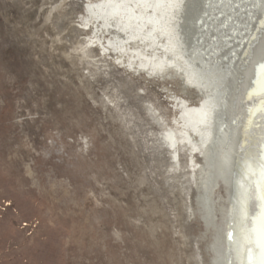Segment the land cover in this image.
Listing matches in <instances>:
<instances>
[{
    "label": "rangeland",
    "instance_id": "374dc122",
    "mask_svg": "<svg viewBox=\"0 0 264 264\" xmlns=\"http://www.w3.org/2000/svg\"><path fill=\"white\" fill-rule=\"evenodd\" d=\"M67 1L0 0V264H194L182 80L86 46L92 0Z\"/></svg>",
    "mask_w": 264,
    "mask_h": 264
},
{
    "label": "bare ground",
    "instance_id": "6f19581e",
    "mask_svg": "<svg viewBox=\"0 0 264 264\" xmlns=\"http://www.w3.org/2000/svg\"><path fill=\"white\" fill-rule=\"evenodd\" d=\"M86 6L80 30L96 34L86 46L156 82L182 80L178 129L164 138L190 175L183 219L194 264H264V0Z\"/></svg>",
    "mask_w": 264,
    "mask_h": 264
},
{
    "label": "snow or ice",
    "instance_id": "6c2138e0",
    "mask_svg": "<svg viewBox=\"0 0 264 264\" xmlns=\"http://www.w3.org/2000/svg\"><path fill=\"white\" fill-rule=\"evenodd\" d=\"M261 68L264 69V64L261 65ZM262 175H264V170H262Z\"/></svg>",
    "mask_w": 264,
    "mask_h": 264
}]
</instances>
